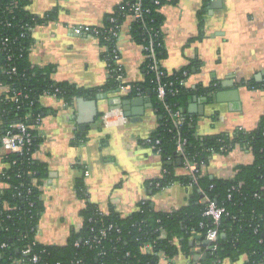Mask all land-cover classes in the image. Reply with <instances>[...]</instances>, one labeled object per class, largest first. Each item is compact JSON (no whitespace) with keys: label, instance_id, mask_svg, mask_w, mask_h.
Wrapping results in <instances>:
<instances>
[{"label":"crops","instance_id":"obj_1","mask_svg":"<svg viewBox=\"0 0 264 264\" xmlns=\"http://www.w3.org/2000/svg\"><path fill=\"white\" fill-rule=\"evenodd\" d=\"M123 1L30 0L27 8L31 14L54 12L57 17L34 28L28 54L31 64L44 69L57 82L85 89L107 84L109 70L103 60L101 39L92 33L77 34L72 28L104 26L108 14ZM213 1L177 0L162 9L167 50L163 67L175 72L190 66L188 87L218 86L201 96L207 97L205 115H199L198 120V133L203 137L232 134L241 127L252 130L264 115V89L248 85L264 80V0H222L218 4ZM132 22L129 17L123 24L117 48L125 81L134 84L146 80V56L132 37ZM8 91L7 86H0V101ZM104 94L77 97L71 104L54 95L41 97V124L31 122L40 138L34 159L47 170L41 186L44 210L36 236L40 243L66 244L71 233L81 228L80 211L87 204L86 198L79 197L76 191L81 178L89 201L105 212L113 206L123 215L129 214L142 199L152 200L157 210L166 211L189 202L190 191L180 183L153 195L147 189L146 181L160 178L163 173L162 156L144 143L161 119L154 106L145 108L143 116L129 117L127 123L104 127L101 116L110 110L109 99L127 93H108V98ZM143 97L146 103H153L151 94ZM3 123L0 109V135ZM9 154L12 152L8 148L0 150V175L10 166ZM253 160L251 151L236 147L228 154L214 153L204 173L231 178L238 164ZM85 170L89 175H85ZM177 173L188 172L183 167ZM6 187L0 179V190ZM206 258L202 242H197L193 256L178 254L171 261L203 264ZM246 258L243 255L241 261ZM227 262L231 263L229 259Z\"/></svg>","mask_w":264,"mask_h":264},{"label":"trees","instance_id":"obj_2","mask_svg":"<svg viewBox=\"0 0 264 264\" xmlns=\"http://www.w3.org/2000/svg\"><path fill=\"white\" fill-rule=\"evenodd\" d=\"M29 2L0 0V86L9 88L0 101L3 133L17 130V124L23 122L34 135L33 143L25 154L7 155L10 166L0 175V179L7 184L0 190V264H34L31 256L23 253L28 244L40 255L35 264H160L156 251L162 250L170 260L178 254L191 257L197 242H202L206 253L203 264H222L226 259L235 263L243 255H247V259L239 264H264V115L252 130L238 128L232 134L220 133L209 137L198 133L199 114H191L188 107L194 96H205L218 86H180V80H187L191 74V67H183L169 76L162 66L167 57L162 9L177 0H140L142 17L131 23V34L143 47L146 56L143 63L146 80L134 83L133 90L124 97H137L139 90L141 96H146L151 90L154 109L161 117L151 138L153 142L160 139L154 150L162 156L166 172L160 178L147 180V189L153 195L181 183L190 191L189 202L177 210L166 211L157 210L152 200L139 201L136 209L123 215L113 206L105 212L88 201L80 211L81 228L71 233L66 244L37 241L39 221L44 210L41 186L47 170L44 164L32 157L40 138L36 136L31 122L36 123L38 118L43 117L41 97L49 93L71 104L77 97L117 92L120 83L115 77L117 64L114 54L118 50V37L112 33L119 32L127 17L133 15L135 0H124L116 6L108 14L104 26L91 27L89 33L101 39L103 60L109 70L108 83L94 89L54 81L44 69L31 64L28 54L33 30L27 27L35 28L57 17L54 12L43 16L31 14L27 8ZM151 49L154 55H151ZM152 56L157 58L160 70L166 73L162 80H173L174 88L180 90L167 96L166 103L172 110L166 109L154 90L159 74L149 68ZM13 68L16 70L13 71ZM248 85L264 89V80L260 84L248 82ZM20 92L21 95L18 94ZM15 96L20 97L19 101H15ZM177 112L179 115L175 117ZM183 140L187 143L184 151L179 153L178 143ZM224 145L227 150H223ZM236 146L251 151L254 160L238 164L231 178L202 172L195 178L190 173H177L187 160L208 165L214 153L228 154ZM157 183L160 185L157 186ZM76 191L79 197L87 198L83 178L78 180ZM205 198L226 210L217 225L205 215L207 204L202 202ZM210 228H217L219 232L215 249L210 244H204ZM163 231L166 237H162ZM148 244L151 249H145Z\"/></svg>","mask_w":264,"mask_h":264},{"label":"built area","instance_id":"obj_3","mask_svg":"<svg viewBox=\"0 0 264 264\" xmlns=\"http://www.w3.org/2000/svg\"><path fill=\"white\" fill-rule=\"evenodd\" d=\"M133 8H134L133 15H129L127 18L132 17V19L134 21L135 19L142 17L140 0H135ZM122 27H123V25L120 27L119 32L114 31L112 34L116 37H119ZM27 28H28V30H34V28L31 26H28ZM72 31L77 33V34H87L91 31V27L90 26H76V27L72 28ZM118 51L119 50L116 49V53L114 54V59H115L116 64H117L115 77H116L117 81H119V83H120L118 91L120 93H123V94H125V93L128 94L129 92H131L133 90V84L125 81V77H126L125 69H124L123 64L121 63V54ZM152 51L153 50L151 49V52ZM151 55H154V52H152ZM152 59H153V61L149 65V68L153 71H157L159 74V77L157 79L154 90H155L159 100L165 103L166 109L172 110L171 106L166 103L167 96H168V94H173V95L177 94L180 90L177 87L174 88L175 82L173 80H170L167 82L162 80V76L165 75L166 73H165V71L160 70V67L158 65L159 62H158L157 58L155 56H152ZM15 70L16 69L13 68V71H15ZM174 74H175V72H168L169 76H173ZM184 74L187 75L186 72H184ZM186 81L187 80H185V79L180 80V82H179L180 86H186ZM18 94L21 95L22 92H20ZM141 94H142V92L139 90V92L137 93V96H141ZM44 95H52V94L44 93ZM14 98H15V101H19V99H20L19 96H15ZM178 115H179V112L174 113L175 117H177ZM41 119L42 118H38L36 121V124L40 125ZM128 120H129V117L125 116L124 112L121 109H110V110L106 111L105 113H103L101 116V123L104 127L127 123ZM16 129L17 130H14V131L9 130L6 133H3L0 135V150L8 148L12 153L25 154L29 150L31 144L33 143V138H34L33 132L31 130V128L23 122L18 123ZM241 129H244V128L241 127ZM144 143L149 144L152 149H155L157 144H160V139H156V141L153 142L152 138L150 137ZM186 143H187L186 140L180 141L178 143V152L179 153L184 151V146L186 145ZM236 147H239V146H236ZM227 149H228V147L226 145H224L223 150H227ZM242 149L247 150L245 148H242ZM248 149H251V148H248ZM247 151H249V150H247ZM32 157L34 158V153L32 154ZM206 166L207 165L204 163H200V165H199V163L190 162L189 160H187L185 162L184 168L187 170L188 173H190L195 178H197L198 173H200V172L204 173ZM162 171H163V173H162V175H163L164 172H166V169L163 168ZM85 175L86 176L89 175V172L87 170H85ZM175 184H177V183H175ZM159 185L160 184L157 183V186H159ZM86 200L88 202L89 198H86ZM146 200H149V199H142L141 201H146ZM202 202L207 204L206 210H205V215L212 218L213 222L217 225L219 223V221L221 220L223 214L226 213L225 208L218 206L217 203H215L214 201H211L207 198L203 199ZM136 208H137V206H136ZM162 237H166V233L164 231L162 232ZM205 238L207 241H209L210 246L212 248L214 247V249H215L217 244H218V240H219L218 229L217 228H210L208 230V232L206 233ZM77 245H79V244H77ZM146 248L151 249V246L148 244L147 246H145V249ZM23 253L26 256H31V262L34 264L40 260V255L33 251V246L31 244L26 245V247L23 250ZM155 254L159 258L160 264H174L173 261H171L168 257L165 256V254L162 250L156 251ZM241 258H242V256H241ZM241 258L239 261H237L235 263H233V262L228 263L227 260H224L222 264H239V263H242V261H244V260L241 261ZM164 260H166V262H163Z\"/></svg>","mask_w":264,"mask_h":264},{"label":"water","instance_id":"obj_4","mask_svg":"<svg viewBox=\"0 0 264 264\" xmlns=\"http://www.w3.org/2000/svg\"><path fill=\"white\" fill-rule=\"evenodd\" d=\"M221 0H214L213 4L220 3ZM120 93L118 90L115 94ZM149 94H152L151 90L148 91ZM213 94L210 93L209 96ZM105 98H108V93L104 94ZM218 99L221 100L220 94ZM110 109H121L125 116L133 117L134 116H143L145 114V108L152 107L153 103H146V98L143 96H137L134 98H125L123 95H116L109 99ZM207 104V97H197L194 96L192 102L188 107V112L191 114H199L200 116L205 115V106ZM132 119V118H131ZM204 244H209V241L205 240ZM200 255H196L198 260ZM205 259V256L204 258Z\"/></svg>","mask_w":264,"mask_h":264},{"label":"rangeland","instance_id":"obj_5","mask_svg":"<svg viewBox=\"0 0 264 264\" xmlns=\"http://www.w3.org/2000/svg\"><path fill=\"white\" fill-rule=\"evenodd\" d=\"M181 169H183V168L181 167Z\"/></svg>","mask_w":264,"mask_h":264}]
</instances>
